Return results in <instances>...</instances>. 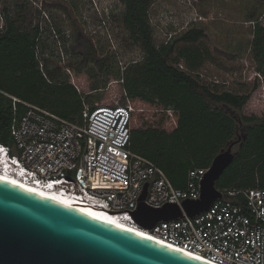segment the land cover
<instances>
[{
	"label": "trees",
	"instance_id": "1",
	"mask_svg": "<svg viewBox=\"0 0 264 264\" xmlns=\"http://www.w3.org/2000/svg\"><path fill=\"white\" fill-rule=\"evenodd\" d=\"M150 1L124 0V24L143 51L141 61L118 72L133 108L129 148L162 168L176 187L185 188L190 170L210 167L216 155L238 136L236 117L219 106L229 105L240 111V122L246 128L236 157L216 186L220 190L264 189V113L258 114L260 107L258 113L243 112L264 78V20L254 7L250 10L248 52L258 83L233 91L203 79L201 69L215 57L213 50L200 45L208 37L205 27L195 24L165 44H156L147 14ZM1 19L0 142L13 143L11 128L27 104L83 124L85 93L65 69L51 63L45 50H38L39 25L22 29L7 13ZM84 50H89L100 68H77L75 73L86 72L96 79L97 72L114 69L111 54L101 50L103 57L98 59V48L89 41ZM103 83L105 89L107 82ZM88 97L91 106L103 99L102 94ZM152 109L159 112L158 117L149 115Z\"/></svg>",
	"mask_w": 264,
	"mask_h": 264
},
{
	"label": "built area",
	"instance_id": "2",
	"mask_svg": "<svg viewBox=\"0 0 264 264\" xmlns=\"http://www.w3.org/2000/svg\"><path fill=\"white\" fill-rule=\"evenodd\" d=\"M27 106L11 128L13 143L0 142L2 177L103 210L211 264H264V189L221 190L207 211L189 216L183 202L201 197L209 167L190 170L186 187L178 188L162 168L133 152L130 101L85 103L83 124ZM140 203L177 205L183 214L144 226L134 217Z\"/></svg>",
	"mask_w": 264,
	"mask_h": 264
},
{
	"label": "rangeland",
	"instance_id": "3",
	"mask_svg": "<svg viewBox=\"0 0 264 264\" xmlns=\"http://www.w3.org/2000/svg\"><path fill=\"white\" fill-rule=\"evenodd\" d=\"M253 7L256 15L264 20V0H151L147 14L157 45L165 44L171 36L195 24L205 27L208 37L200 45L213 50L215 57L201 69L203 79L214 81L220 88L240 91L258 83L248 52L252 30L248 15ZM5 13L22 29L39 25L41 43L38 50H45L48 56L56 55L57 61L58 54L62 53L64 60H69L65 50H84L88 41L98 50L111 54L114 69L97 72L95 81L86 72L71 71L69 77L85 93L87 104L92 103L88 96L95 94L103 95L95 104H127L130 101L121 88L119 73L141 61L143 51L124 24V0H1L0 27ZM103 81L107 82L105 89ZM261 81L243 112L258 113L256 108L260 107L258 114L264 113V78ZM219 106L236 117L239 123L236 139H242L246 127L240 122V111L229 105ZM149 115L158 117L159 112L152 109ZM238 149L239 144L233 151L238 152Z\"/></svg>",
	"mask_w": 264,
	"mask_h": 264
},
{
	"label": "water",
	"instance_id": "4",
	"mask_svg": "<svg viewBox=\"0 0 264 264\" xmlns=\"http://www.w3.org/2000/svg\"><path fill=\"white\" fill-rule=\"evenodd\" d=\"M241 141L232 140L213 159L200 184L201 197L183 202L189 216L207 211L222 196L216 182ZM182 214L177 205L153 209L140 203L134 217L152 227ZM0 264L211 263L0 178Z\"/></svg>",
	"mask_w": 264,
	"mask_h": 264
},
{
	"label": "bare ground",
	"instance_id": "5",
	"mask_svg": "<svg viewBox=\"0 0 264 264\" xmlns=\"http://www.w3.org/2000/svg\"><path fill=\"white\" fill-rule=\"evenodd\" d=\"M0 178L3 179V180H6V181L12 182L14 184H17L19 186H22V187H24L26 189L32 190L33 192H36L38 194L47 196L49 198H52V199L57 200L59 202H62L64 204H67L69 206H74V207L78 208L79 210H81L83 212H86L88 214H91V215L96 216L98 218H101L103 220L109 221V222H111V223H113V224H115L117 226H121V227H123V228H125L127 230L133 231L135 233H138V234H141L143 236H146L148 238L153 239L151 236H149L147 233H145L140 228H136V227L128 225L125 222L119 221L116 217H114L113 215H111V214H109V213H107V212H105L103 210L94 208L92 206L80 205V204H86V203L76 202L75 200H72V199H70V198H68L66 196L56 195V194H54L52 192H43L41 190L26 186L24 184H21L20 182H17L15 180L11 179L10 177H2L0 175ZM153 240H155V239H153ZM158 242H160V241H158ZM160 243H162V242H160ZM162 244H164V243H162ZM187 254H189V253H187Z\"/></svg>",
	"mask_w": 264,
	"mask_h": 264
},
{
	"label": "flooded vegetation",
	"instance_id": "6",
	"mask_svg": "<svg viewBox=\"0 0 264 264\" xmlns=\"http://www.w3.org/2000/svg\"><path fill=\"white\" fill-rule=\"evenodd\" d=\"M62 51V50H61ZM66 55L69 57V60H64L63 53L58 54V60L56 55L48 56L45 54L47 58L50 59L51 63L56 66L62 67V69H65L67 72L75 71L77 68L86 71L90 68H96L99 70L98 63L95 60L91 59V54L89 50H65ZM97 58L100 59V57H103L101 55V50H96ZM63 60H61V59ZM43 64V63H42Z\"/></svg>",
	"mask_w": 264,
	"mask_h": 264
}]
</instances>
